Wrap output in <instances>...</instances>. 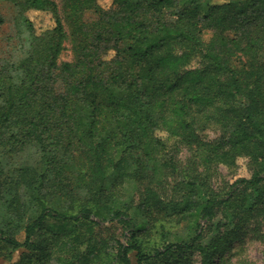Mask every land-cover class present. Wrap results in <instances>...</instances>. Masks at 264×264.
I'll list each match as a JSON object with an SVG mask.
<instances>
[{
	"label": "trees",
	"instance_id": "trees-1",
	"mask_svg": "<svg viewBox=\"0 0 264 264\" xmlns=\"http://www.w3.org/2000/svg\"><path fill=\"white\" fill-rule=\"evenodd\" d=\"M9 1L27 47L0 63V257L24 249L17 264H191L198 253L201 264H229L218 250L227 236L204 244L203 222L264 212V0ZM87 10L96 17L85 20ZM31 13L51 26L37 28ZM66 43L72 58L59 61ZM196 56L202 66L186 68ZM209 126L219 136L201 139ZM171 138L194 159L182 193L165 200L154 182L176 168L161 159ZM27 150L30 160L7 168L6 157ZM242 158L249 175L213 190V170ZM176 217L183 234L167 229ZM104 222L125 242L99 237Z\"/></svg>",
	"mask_w": 264,
	"mask_h": 264
},
{
	"label": "rangeland",
	"instance_id": "rangeland-1",
	"mask_svg": "<svg viewBox=\"0 0 264 264\" xmlns=\"http://www.w3.org/2000/svg\"><path fill=\"white\" fill-rule=\"evenodd\" d=\"M57 1V0H56ZM112 0H98L99 4L107 8L111 5ZM222 1V0H219ZM186 2L181 1L177 4L176 9L180 10L186 6ZM208 7L201 6L199 9L200 14L207 12ZM0 13L4 18V23L0 26V63L5 59H19L26 51L27 38L25 35H18L15 28V16L17 15V8L9 0H0ZM29 17L34 21L37 28H45L51 26L52 19L45 13H31ZM95 12L93 10H87L83 14L85 20H92L95 18ZM211 36V32L206 31L204 33V39L207 40ZM72 53L69 43L65 44V48L59 56V61L71 60ZM202 61L199 57H193L186 68H194L202 66ZM239 104L244 103L243 98H238ZM219 129L215 126H209L199 132V136L203 140H215L219 136ZM161 136H165V133L160 132ZM166 147L162 152L161 159L166 162H172L176 165L174 170L168 169L166 172H159L157 176L159 180L154 182L157 184V191L161 197L165 200L169 199L170 195L179 196L182 193L181 182L183 180V174L185 168L189 167L191 160L194 159L191 149L178 143L177 139L171 138L165 140ZM30 151H24L15 153L12 156L5 158L6 166L9 169L16 167L18 164L30 160ZM142 162L144 158L141 157ZM247 158L239 160L236 168H228L224 165H219L213 170L212 175L209 178V185L216 192H226L231 182L237 177L248 176L247 170ZM192 168V167H191ZM193 169V168H192ZM144 171L150 173V164L145 166ZM146 182V181H145ZM144 182V184H145ZM249 192H252L249 190ZM137 196V195H136ZM255 194L250 193V199L247 200L246 206L249 207L252 204ZM260 208V207H258ZM185 220H178V217L171 219L169 229L171 232L180 230L177 228L180 223V227L187 225ZM203 226L206 230L203 243L207 244L215 234H225L226 240L219 242L218 250L220 251L221 258L225 263L229 264H264V212L253 211L250 214H246L243 220L235 217L231 213H218L217 217ZM96 232L99 237H111L115 236L125 242V239L121 236L120 226L116 223L104 222L97 229ZM183 234V228L177 233ZM18 240H24V232L21 231L17 235ZM24 249H18L12 252L10 258L0 257V264H17L20 260ZM191 264H201V258L198 253H191ZM48 264H57V262H50ZM214 264H221L219 258H215Z\"/></svg>",
	"mask_w": 264,
	"mask_h": 264
}]
</instances>
